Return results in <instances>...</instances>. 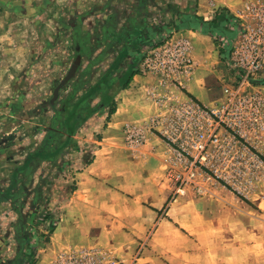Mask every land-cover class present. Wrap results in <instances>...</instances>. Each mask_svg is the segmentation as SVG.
Returning a JSON list of instances; mask_svg holds the SVG:
<instances>
[{"label": "rangeland", "instance_id": "374dc122", "mask_svg": "<svg viewBox=\"0 0 264 264\" xmlns=\"http://www.w3.org/2000/svg\"><path fill=\"white\" fill-rule=\"evenodd\" d=\"M151 1L155 9L172 3ZM218 2L233 15L244 4L264 6V0H204L208 8ZM109 4L114 5L111 9L121 6L118 11H122L138 1L0 0V189L12 181L14 168L27 152L40 144L69 90L63 86L49 103L52 89L74 58L73 33L92 30L95 13ZM189 54L191 72L159 93L186 100L180 89L193 81L203 94H196L200 109L216 110L222 86L239 85L240 74L221 59L214 42L203 58L196 59L191 50ZM201 68L206 69L202 79L196 75ZM263 76L264 64L255 79L242 83L240 89L258 93L264 113ZM142 90L134 94L143 114L139 118L114 127L107 124V108L102 115V110L96 112L83 121L62 156L52 163L40 162L28 177L18 174L19 184L30 177V188L41 185V200L35 206L31 207V195L25 202L16 201L31 221L34 239L40 241L36 232L45 233L46 222L39 221L43 210L66 225L61 238L65 244L43 264L79 250L96 251L112 264H264V131L262 137L246 143L238 136L259 163L255 185L236 191L215 177L204 161L178 156L154 134L150 119L156 114L155 98ZM126 124L139 130L140 140L126 139ZM106 126L109 130L102 131ZM214 126L216 118L209 116L208 133ZM211 139L208 136V145ZM218 152L212 148L213 155ZM88 161L92 164L86 166ZM15 221L11 202H0V263L13 256Z\"/></svg>", "mask_w": 264, "mask_h": 264}, {"label": "built area", "instance_id": "2783aa9c", "mask_svg": "<svg viewBox=\"0 0 264 264\" xmlns=\"http://www.w3.org/2000/svg\"><path fill=\"white\" fill-rule=\"evenodd\" d=\"M234 16L241 29L232 40L224 62L240 74L241 83L222 86V98L216 110L203 111L189 97L179 100L159 93L168 83L173 84L181 75L191 72L193 62L188 40L179 38L149 49L140 58L137 70L157 78L156 85L146 89V94L155 98L156 103V114L150 119L154 134L173 147L178 156L204 161L215 177L242 191L255 185L259 163L245 143L262 137L264 131L262 98L258 93L240 89L242 83L255 79L264 64V6L244 4ZM209 116L216 118V126L208 133ZM124 135L126 139L141 138L139 130L131 124L124 126ZM208 136L212 137L210 145ZM213 147L219 149L217 156L211 153ZM104 259L96 251L79 250L60 255L53 264H112Z\"/></svg>", "mask_w": 264, "mask_h": 264}, {"label": "trees", "instance_id": "16d2710c", "mask_svg": "<svg viewBox=\"0 0 264 264\" xmlns=\"http://www.w3.org/2000/svg\"><path fill=\"white\" fill-rule=\"evenodd\" d=\"M138 4L127 10V13L120 12L123 21L118 27L115 26V13L110 10L107 15L106 25L102 29V36L94 39L95 44L89 42L88 32L78 33V46H82L83 52L80 57L88 61L87 66L75 77L67 82L63 89H69L67 94L60 99V107L55 110L51 123L46 130L42 141L33 150L27 152L20 165L16 166L12 173V181L5 189H0V202L10 201L13 211L16 213V221L12 224L15 248L13 256L7 263L0 264H35L38 249L44 247L48 242V236L53 231L57 219L52 218L49 211L43 210L39 216L41 224L46 222L45 233L36 232L40 241L34 239V234L29 225L27 214H22L16 206L17 200L25 202L31 195V207L40 200L41 185L38 182L30 188V177L28 182L19 184L18 174L30 176L38 164L42 161L52 163L58 156H62L64 150L71 142V138L76 129L89 116L103 109H108L107 115L113 112L112 94L117 89L125 88L131 76L136 73L137 64L144 53H140V48L149 50L165 43L172 31L178 29L198 30L200 33L208 35L217 46V52L221 59L225 61L232 40L241 29L237 18L225 7H217L210 18L204 19L194 12H185L176 9L171 4H166V8L156 6V10L162 14H172L170 18H158L156 23L148 20L151 12L143 14L142 9L145 0H137ZM112 12V13H111ZM97 38V36L95 35ZM80 44V45H79ZM103 45L99 54L90 58L94 47ZM115 50V55L111 56V62L98 77L90 84V67L98 59L107 57ZM81 61V60H80ZM80 64V62H79ZM123 66V67H122ZM113 72H118L117 75ZM264 83V76L262 79ZM192 101L200 104L196 98L180 89ZM78 92H80L78 94ZM95 98H98L96 101ZM94 102V103H93ZM201 105V104H200ZM88 161L87 163H89ZM245 201V200H244ZM42 202H45L43 199ZM246 202V201H245ZM247 203V202H246ZM154 211H158L153 209ZM29 227V228H28Z\"/></svg>", "mask_w": 264, "mask_h": 264}, {"label": "crops", "instance_id": "0c3cea01", "mask_svg": "<svg viewBox=\"0 0 264 264\" xmlns=\"http://www.w3.org/2000/svg\"><path fill=\"white\" fill-rule=\"evenodd\" d=\"M171 1H172V3H170V4L173 5L176 9H180V10H183L185 12H194L196 15H199V16L203 17L204 19L210 18L213 14V11L217 7H221V6L228 7L226 4L218 2L216 4L213 3V8H208L204 4V0H171ZM218 1H223V0H218ZM149 2H151V3H149ZM152 2L153 1H151V0H145L144 1V3H143L144 8L142 9V13L146 14V13L151 12L152 14L148 17V20H150L152 23H156V21H158V18H161L160 14H162V13L158 12L155 9V7H151L153 5ZM112 7H114V5L111 6L109 4L106 6H100V8L102 10L95 13L97 23H96V25L95 24L93 25L94 27H92V30L91 29L88 30V38H89L90 43L95 44L94 39H91L93 37L95 39H98V43H96V44H99L100 37L102 36V34H101L102 29L106 28V27H103L104 25H106L105 21L107 19H105V18H107V15L110 13V10H113L112 12L115 13V18H116L115 26L116 27H118L120 25V23L123 21V16H122L123 13L121 14L120 12H124V13L128 12L127 11L128 9L118 11V9H122V8H120L121 6L118 9H111ZM166 14L168 16L169 15L172 16V14H169V13H166ZM155 17H158V18L156 19ZM162 18L164 19L163 16H162ZM95 35L97 36V38L95 37ZM179 38H184V39L188 40V42L191 45V52H193V55L196 57V59L203 58L202 56H203L204 52L206 51V49L209 48L210 45L213 47V41L208 35L202 34L198 30H191V29H184V28L178 29L176 31H172L170 33L169 38L165 42V44L170 43L173 40L179 39ZM102 46L103 45H100V46L98 45V47H94L93 51L90 54L91 55L90 58L96 57L99 54V52L101 51ZM139 51H140V53H144L145 51H148V50H146L144 48L143 49L140 48ZM112 55L113 56L115 55V50L113 52L109 53V55H107V57H104L102 59H98L93 65H91L89 77L92 80L89 79L90 84H92L94 82V80L98 77V75L105 68L108 67V65L111 62V56ZM80 60H81L80 65H78V67H77L78 68V74L88 64V61L86 59H84V55H82L80 57ZM103 63H105L104 67H102ZM204 70H206V69L201 68L200 71L196 70L197 77H200L202 79L203 74L205 72ZM76 71H77V69H76ZM117 73L118 72H113L114 75L115 74L117 75ZM155 85H156V76H154L152 74H148V73H140V72H138V70H136V73H134L131 76L126 87L122 88V89H117L116 92L114 94H112L113 112L109 115H106L108 117V120H109V122H107V124L108 125L113 124L114 127H118L119 123H121V121H123V120H132V119H135L137 117L139 118L141 115H143L142 111H140V109L137 108L138 102L134 98V94L136 92L140 93L143 91L142 89H148L151 86H155ZM188 88H191L192 91H194L195 93L190 92L188 90ZM185 91L187 93H189L190 95H192L196 99L198 98L196 94H198V93L202 94V92L198 89V86L193 81L192 82L190 81V84L185 87ZM79 93L80 92H78V94ZM180 93L184 97H186V95H184L182 92H180ZM95 100L97 101L98 98H95ZM103 113H104V109L100 112V115H102ZM91 116H93V115H91ZM91 116L89 118H91ZM78 129H80V127L76 129V131L73 135H71L73 138V141H75V139H76L75 134L77 133ZM103 130L105 132H107L109 130L108 126L104 127L102 129V131ZM90 164H92L91 161L89 163H86V166H89ZM65 231H66L65 222L61 221V220H57L53 231L48 236V242L44 245V247L38 249V251L42 250V252H41L40 259H39V263L37 261L38 256H36V263L35 264H37V263L43 264V262H45L46 260H48L54 256V252L58 249V247H61L65 244V242L61 241V238L64 235Z\"/></svg>", "mask_w": 264, "mask_h": 264}, {"label": "water", "instance_id": "95a60500", "mask_svg": "<svg viewBox=\"0 0 264 264\" xmlns=\"http://www.w3.org/2000/svg\"><path fill=\"white\" fill-rule=\"evenodd\" d=\"M73 47H74V50H75L76 54H75L72 62L70 63L69 67L67 68V71L64 74V76L59 80V82L52 89V95H51V98L49 100L50 104H52V102L58 96L59 89H61L74 76L75 71H76V69H77V67L79 65L80 56H79V54L77 52V46H76L74 41H73Z\"/></svg>", "mask_w": 264, "mask_h": 264}, {"label": "flooded vegetation", "instance_id": "af4514ba", "mask_svg": "<svg viewBox=\"0 0 264 264\" xmlns=\"http://www.w3.org/2000/svg\"><path fill=\"white\" fill-rule=\"evenodd\" d=\"M79 35L77 34V32L75 31V33H73V36H72V38H73V41L75 42V44H76V46H77V52H78V54L79 53H81V52H83V48H82V46L80 45V46H78V42H80L79 40V37H78ZM76 39L78 40V42L76 41ZM74 48V47H73ZM75 54H76V52H75ZM82 54V53H81ZM75 56V55H74ZM80 56V55H79ZM76 72V71H75ZM75 76H77V75H75L74 74V76H73V78L75 77ZM70 81V80H69ZM68 81V82H69ZM50 99V98H49ZM54 102V101H53ZM50 103V102H49Z\"/></svg>", "mask_w": 264, "mask_h": 264}]
</instances>
